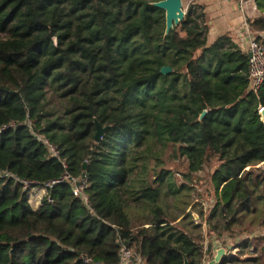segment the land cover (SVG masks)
<instances>
[{
	"label": "trees",
	"instance_id": "16d2710c",
	"mask_svg": "<svg viewBox=\"0 0 264 264\" xmlns=\"http://www.w3.org/2000/svg\"><path fill=\"white\" fill-rule=\"evenodd\" d=\"M158 1L0 0V264H119L122 244L143 264H205L218 249L219 264H264V78L250 89L248 54L227 35L208 43L193 3L164 37ZM254 2L246 24L264 49V0ZM95 121L107 127L99 142ZM160 148L187 162L190 186L165 170L148 180ZM212 160L203 238L202 205L199 224L184 196ZM66 175L86 180L89 208L64 180L33 210L31 188L10 177L43 187Z\"/></svg>",
	"mask_w": 264,
	"mask_h": 264
},
{
	"label": "rangeland",
	"instance_id": "374dc122",
	"mask_svg": "<svg viewBox=\"0 0 264 264\" xmlns=\"http://www.w3.org/2000/svg\"><path fill=\"white\" fill-rule=\"evenodd\" d=\"M182 2H183V10L186 12L188 6L191 4V1L182 0ZM160 150H161V148H160ZM159 157H160L159 161H156L154 159L149 161L150 163L148 165V172H149V179L148 180L150 182L153 181V179H154L153 177L155 176V174L159 173L161 170H165V171H169L170 172L171 177H172V181L177 186H179L180 184H187L188 186H190V182H187L184 179V177H183L184 174L187 173V166H188L187 162L184 159L175 158L172 150L169 149V148H165L164 151L161 150V153H160ZM216 167H217V163H216L215 160L207 162L203 166L201 171L195 173L192 176L193 182H192L191 186L194 187V191H191L190 193H188L189 195L187 194V196H184V197H188L189 200H192V203L196 204V208H192L191 214L195 213L193 211V209H196V210L200 209V207L197 206L198 204L202 205L201 207H202V210L204 212L203 220H201L203 222V225L201 227L203 238L206 236V224H205V221H206V218H207V214H208L209 210L211 209L212 203L214 202L213 199L215 198V193H214V189H213V186H212V179H213V176L216 173V170L218 169ZM136 170L137 171H136V173L133 176L134 180H137L139 175L141 174V173L138 174L141 171V168H137ZM260 170H261V168H260ZM260 170L259 171H255L254 170V173L261 174ZM142 177L144 178V176H142ZM38 190H35V191L32 190L31 191L32 193L29 195V197H32V196L36 197L35 201L37 203L41 202V199H42L41 198L42 194L41 195L37 194ZM184 197L180 198L181 202H183L184 200H187V198H184ZM175 201H176V198H174L173 196H170V195L168 197H166V198L165 197L162 198V205H164L166 208L169 209L167 211V213L170 216L177 215V210L172 207L173 204H175ZM261 204H263V203H261ZM32 205H34V207L36 206V209H37L38 206L36 205V203L32 204ZM132 205H137V203H134ZM261 207H262V205H259V207H258V205H255L252 208L251 215L247 217V220L244 221V225L241 228L242 230H244V232H247L248 230H250V231L252 230L251 228L254 227V226H250V224H249L250 219L253 220V222L258 221V219H259L258 215L261 216V213H262ZM141 208H142V205H141V202H140V206H139V212L140 213L142 211ZM136 209H138V208H136ZM188 210H189V208L186 210V212H189ZM126 211H127V213L129 212V210L127 208H126ZM196 222L200 224V220L199 219ZM261 231L262 230L260 228H257L256 230H254L252 232H254V233L259 232L260 233ZM261 233L264 234V231H262ZM245 234H247V233H245ZM205 239H207V238H205ZM220 241H228L229 243L233 242L232 239H228L225 236ZM233 251H234V254H235L236 253L235 249H233Z\"/></svg>",
	"mask_w": 264,
	"mask_h": 264
},
{
	"label": "crops",
	"instance_id": "0c3cea01",
	"mask_svg": "<svg viewBox=\"0 0 264 264\" xmlns=\"http://www.w3.org/2000/svg\"><path fill=\"white\" fill-rule=\"evenodd\" d=\"M189 1L200 6L205 14V24L208 28V43H212L220 36L227 35L241 48V50H246L250 39V36L247 33V19L255 18L259 15L254 2L255 0ZM37 194L41 195L43 194V191L40 190ZM29 199L32 209L36 210V206L34 207V205H32L36 203L39 207V202L37 203L35 201L36 197L32 196L29 197Z\"/></svg>",
	"mask_w": 264,
	"mask_h": 264
},
{
	"label": "built area",
	"instance_id": "2783aa9c",
	"mask_svg": "<svg viewBox=\"0 0 264 264\" xmlns=\"http://www.w3.org/2000/svg\"><path fill=\"white\" fill-rule=\"evenodd\" d=\"M246 26H247V33L249 35L248 25L246 24ZM245 52L249 56L250 89H252L253 91H256L258 87L261 85L263 78H264V49L261 45L255 42L252 37H250L248 46ZM39 140L43 142V144L47 147L49 153L52 156H57L56 148L53 145H51L43 136H39ZM3 177H9V175L3 174ZM10 177L13 178L14 181H16L17 183L21 184L24 189L31 188V190L33 191L38 190V189L42 190L43 194L41 198L47 195V190L50 189L53 185L65 180L68 183H70L73 195L76 198H79L89 208L87 197L84 194V189L86 187L85 179L69 178V176L66 175L60 181L51 182L49 184H45L43 187H39V186H35L30 181L22 180L15 176H10ZM48 201L51 202L52 200L48 199ZM261 235L264 236L263 233H261ZM231 254H234V251H232ZM84 262L90 263V264H100L97 262H93L90 258H84ZM208 263L209 261L206 262L205 264H208ZM119 264H143V262L140 258L134 256L133 253L127 250L126 247L122 244L121 249H120Z\"/></svg>",
	"mask_w": 264,
	"mask_h": 264
},
{
	"label": "water",
	"instance_id": "95a60500",
	"mask_svg": "<svg viewBox=\"0 0 264 264\" xmlns=\"http://www.w3.org/2000/svg\"><path fill=\"white\" fill-rule=\"evenodd\" d=\"M153 7L160 9L164 12L165 16V29H164V37H166L171 30L177 28L179 24L183 21L185 16V11L183 10V2L182 0H160L158 2L151 4ZM160 73L162 75H168L171 73V68L167 66H162L160 68ZM206 114V111L202 112L199 119H202ZM259 115L261 117V122L264 125V108L259 110ZM96 132L94 135V140L99 142L101 136L104 131L107 130V127H100V125L95 121ZM83 170L86 168V164H83ZM192 218L194 221H198V215L196 213H192ZM225 255L224 249H219L214 258L209 261L208 264H219L221 258ZM183 264H188L186 259H184Z\"/></svg>",
	"mask_w": 264,
	"mask_h": 264
}]
</instances>
